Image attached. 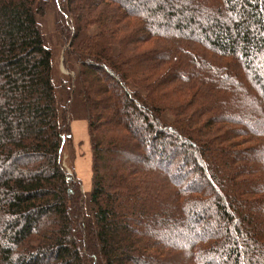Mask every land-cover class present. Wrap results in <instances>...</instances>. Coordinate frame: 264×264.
Returning <instances> with one entry per match:
<instances>
[{"label":"trees","instance_id":"1","mask_svg":"<svg viewBox=\"0 0 264 264\" xmlns=\"http://www.w3.org/2000/svg\"><path fill=\"white\" fill-rule=\"evenodd\" d=\"M53 1L90 191L49 2L0 0V264H264V0Z\"/></svg>","mask_w":264,"mask_h":264},{"label":"rangeland","instance_id":"2","mask_svg":"<svg viewBox=\"0 0 264 264\" xmlns=\"http://www.w3.org/2000/svg\"><path fill=\"white\" fill-rule=\"evenodd\" d=\"M48 2L49 3L45 9V15L43 17L37 18V20L42 29V36L44 38L45 46L49 48L52 53L53 82L58 89V100L60 101V103H63L65 98V94L63 90H61L60 83L66 82L67 86L73 88L69 115L72 120V123L73 121L80 123V120H82L84 116V113L82 112L85 111L83 103L79 96L80 83L77 76L76 61L74 58L71 57L68 58L66 66H64L63 64V44L56 31L58 10L53 0H48ZM98 78V83H104V80H102L100 76ZM168 116V114H165L166 119L169 118ZM101 123V129H106V127L108 126V122L102 121ZM86 140L84 143L74 139H72L71 142L67 141L63 147L64 150L62 155V164L69 174H71L73 171L76 176L80 179V181L82 182V192L84 194L85 200L87 201L88 194L83 190V187L89 185L88 177L89 175H91V172L89 167L90 164H87V162L90 160V152ZM86 147L87 151H85ZM191 148V151H196V144H193ZM80 155H86L87 157L84 156L83 159L81 157L78 158ZM78 161H80V166L82 169L80 171L76 170V166H78ZM209 173L212 174L211 170H209ZM88 188L89 186H87V190ZM208 189L209 188L207 187L206 190Z\"/></svg>","mask_w":264,"mask_h":264},{"label":"crops","instance_id":"3","mask_svg":"<svg viewBox=\"0 0 264 264\" xmlns=\"http://www.w3.org/2000/svg\"><path fill=\"white\" fill-rule=\"evenodd\" d=\"M44 39V38H43ZM85 111V110H84ZM84 113V116L82 118V120H80V123L73 121V123L71 122V132H72V139L74 140H78L79 142H85L86 138H87V145L89 146V137H88V132H87V119H86V113ZM72 121V120H71ZM79 124V125H78ZM87 136V137H86ZM85 151H87V147L85 149ZM88 155V154H87ZM84 156L86 155H80L78 158H84ZM87 157V156H86ZM77 158V159H78ZM81 159V160H82ZM87 162V160H86ZM87 164H90V160L87 162ZM90 167V165H89ZM76 170L80 171L81 166H80V161H78V166H76ZM90 177L91 175H89L88 179H89V185H86V187H83V190L89 195V191H90ZM87 186H89L88 190H87Z\"/></svg>","mask_w":264,"mask_h":264}]
</instances>
